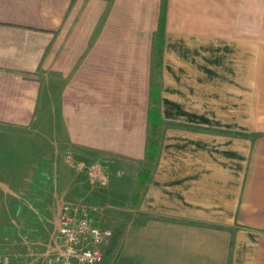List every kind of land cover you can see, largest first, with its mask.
Here are the masks:
<instances>
[{"label": "crops", "instance_id": "0c3cea01", "mask_svg": "<svg viewBox=\"0 0 264 264\" xmlns=\"http://www.w3.org/2000/svg\"><path fill=\"white\" fill-rule=\"evenodd\" d=\"M162 4L0 0V128L51 117L54 148L153 165L137 205V175L101 197L115 224L93 221L121 234L109 264H264V0H166L149 161Z\"/></svg>", "mask_w": 264, "mask_h": 264}, {"label": "rangeland", "instance_id": "374dc122", "mask_svg": "<svg viewBox=\"0 0 264 264\" xmlns=\"http://www.w3.org/2000/svg\"><path fill=\"white\" fill-rule=\"evenodd\" d=\"M39 119L29 131L0 128V264H45L58 254V217L67 202L87 204L92 219L114 226L115 207L101 197L128 192L131 178L145 169L83 148H54L50 129L37 132L51 127L52 118Z\"/></svg>", "mask_w": 264, "mask_h": 264}, {"label": "built area", "instance_id": "2783aa9c", "mask_svg": "<svg viewBox=\"0 0 264 264\" xmlns=\"http://www.w3.org/2000/svg\"><path fill=\"white\" fill-rule=\"evenodd\" d=\"M91 209L82 202H67L59 213V252L45 264H101L113 235L111 228L94 223Z\"/></svg>", "mask_w": 264, "mask_h": 264}, {"label": "trees", "instance_id": "16d2710c", "mask_svg": "<svg viewBox=\"0 0 264 264\" xmlns=\"http://www.w3.org/2000/svg\"><path fill=\"white\" fill-rule=\"evenodd\" d=\"M166 0H163L162 4V12L160 16L159 22V37L157 40V53H156V61H155V78L152 86V105L150 109V130H149V140L147 146V159L149 161L156 160L161 153L162 149V126L163 121L161 119V74H162V66H163V41H164V29L166 22ZM154 168L150 170L149 168H145L141 171L142 176L138 177L139 185L137 191L132 197V204L137 205L139 200L142 198L144 193L146 192L148 185L150 183V175L153 174ZM97 225H100L102 228H111L113 231V235L110 238L108 247L104 253V259L101 264H109L111 258L117 248V244L119 238L121 237L120 231H118L115 227L107 224V223H98L96 220L94 222Z\"/></svg>", "mask_w": 264, "mask_h": 264}]
</instances>
